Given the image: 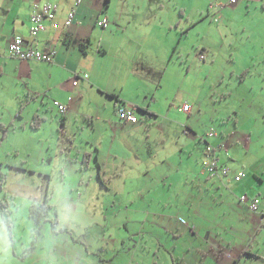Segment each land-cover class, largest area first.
Listing matches in <instances>:
<instances>
[{
	"label": "rangeland",
	"instance_id": "1",
	"mask_svg": "<svg viewBox=\"0 0 264 264\" xmlns=\"http://www.w3.org/2000/svg\"><path fill=\"white\" fill-rule=\"evenodd\" d=\"M235 1L84 0L90 11L70 27L65 61L21 60L0 48V264H264L263 217L201 173L204 137L232 125L245 147L233 162L259 183L264 209V0ZM10 4L0 0L1 22ZM161 14L176 20L168 35L176 25L186 33L182 100L166 93L157 117L138 112L141 122L125 126L115 99L91 81V65L108 59L98 40ZM74 71L90 79L73 86ZM68 96L63 119L53 100ZM36 112L45 117L39 129ZM247 119L254 127L241 128ZM249 131L253 151L242 142ZM255 157L261 162L250 166ZM46 198L38 227L31 209H45Z\"/></svg>",
	"mask_w": 264,
	"mask_h": 264
},
{
	"label": "crops",
	"instance_id": "2",
	"mask_svg": "<svg viewBox=\"0 0 264 264\" xmlns=\"http://www.w3.org/2000/svg\"><path fill=\"white\" fill-rule=\"evenodd\" d=\"M22 1L23 0H10L11 4L9 8H6L5 19L2 22L0 21V48H5L6 50V46L13 36L21 34L30 40L35 48L46 49L55 47L57 49L55 60L47 63L54 65V63L65 61L70 51V35L73 34L69 29L73 24L83 23V17L90 11V6L83 5L84 0L79 4H76V0H72L71 2L66 1L68 3L63 1V3H60L61 6L59 4L60 10L58 19L63 21L66 13L71 9H75L76 18L74 23L68 27L64 26L66 28H62L61 26L55 29L52 27L51 22L47 20V29L40 32L37 36H32L30 33V12L32 3L35 0H29L27 7L22 6ZM87 2L88 0H86V3ZM180 12L182 13V11ZM184 16L186 17V15H180V17ZM164 17V14H161L149 20H135V25H133L134 28L127 31L120 26L116 29L110 28L104 36L98 40V49L102 51L101 55L108 59L100 66L96 64L91 65V71L93 73L91 81L95 87L103 90L109 97L115 99L117 111L122 106L135 108L139 121L130 123L121 120L119 117L121 120L120 122L125 126H137L138 123L141 122V117L138 112L147 114L148 118L151 114L157 117L156 103L159 100L158 98L160 97L162 99L166 93L170 94L174 100H182V93H180V91L183 87V77L186 75L185 70L188 64V57L187 49H184L181 43L186 33L184 28L179 31L180 26L176 25V36L174 37L173 33L168 35V27L172 29L176 20L172 19L173 15H167L166 19L168 22H166ZM98 18L101 17L98 16L95 22H97ZM59 42H62L60 47H58ZM89 42V37L88 43L81 42L84 51L81 50L85 52L86 58L89 56ZM2 56L0 55V64L5 60ZM142 70L143 72H141ZM82 74L81 72L74 71L72 77L75 78L76 75H78L80 77L79 80L88 81L82 78ZM79 80L78 84H74L73 80V86H78L80 84ZM62 102L70 106L72 97L68 96ZM181 107H179L180 110ZM143 108L147 110H143ZM191 109L192 107L190 106L188 111ZM220 119L222 118L220 117ZM240 125L241 128L244 126H246V129L252 128L254 127V120L252 119L249 121L247 119ZM231 126L230 124L224 125L222 129L220 128V133L216 132L214 137L208 139L213 145L219 147L220 162L221 164L228 165L231 170L230 175L222 178L211 177L205 172L204 166L201 173L207 179H213L214 184L217 185L219 190H225L222 195H227L228 192L231 194L232 198L233 195L236 197V204H239L237 203L239 201L240 204H244L249 208L246 202L241 201L240 197L242 194H247L250 197H259V183H257L251 174L248 175L244 167L238 169L235 162H233L235 156L240 155L245 147L236 142V138L233 135V127ZM237 126L238 122L236 121V127ZM234 131L236 134L238 128ZM250 135L251 131H249V134H244L242 136V142H246L248 150L253 151L252 149L256 145V140L253 139L250 141ZM245 154H249V152ZM209 160L210 157L206 155L205 161ZM255 162H261V159L256 158L252 160L250 166ZM239 170H243L245 175L240 181H236L233 179V176ZM262 173H264V171H262ZM262 177V182H264V176ZM102 182L104 184L106 183L103 179ZM223 202L229 209H233V199L231 202L227 201V199L223 200ZM261 204L262 200L260 198L259 210H250L258 216L261 215L264 219V209H262ZM180 220L185 224L184 226H189L188 228H190L192 232H195V227L192 226L187 219L180 217ZM125 241L126 240L123 239V244H125ZM104 248L105 247H102L103 253H107L108 255V249Z\"/></svg>",
	"mask_w": 264,
	"mask_h": 264
},
{
	"label": "built area",
	"instance_id": "3",
	"mask_svg": "<svg viewBox=\"0 0 264 264\" xmlns=\"http://www.w3.org/2000/svg\"><path fill=\"white\" fill-rule=\"evenodd\" d=\"M82 0H76V4H79ZM234 2L235 0H231ZM60 10L59 3L56 1H40L35 0L32 3L30 19L31 27L30 33L32 36H37L40 32L47 29V20L51 22L53 28L58 29L61 27V23L65 26H70L75 21L76 10L71 9L66 13L63 21L58 19V13ZM99 25L105 26L108 22L106 18L97 21ZM6 50L10 56L19 58L21 60H40L51 62L57 55V51L53 47L46 49H38L32 45V42L28 40L21 34H16L13 36L9 44L6 46ZM77 76V75H76ZM87 76V75H85ZM77 83V79H74V84ZM55 105L59 108L60 112L64 113L67 111V104L60 100L55 101ZM181 109L188 111L190 109L189 104H184ZM119 117L121 120L136 123L138 121V116L136 111L128 106H122L118 109ZM215 131H210L207 134V143L205 146V152L210 156V160L206 161L205 169L209 176L211 177H227L230 175L231 170L227 165L221 164L219 159V151L216 149L209 138L214 137ZM220 150V149H219ZM245 172L239 170L235 173L236 181H240ZM241 201L246 202L249 208L253 211L259 210L260 197L253 196L250 197L247 194H242L240 197Z\"/></svg>",
	"mask_w": 264,
	"mask_h": 264
},
{
	"label": "trees",
	"instance_id": "4",
	"mask_svg": "<svg viewBox=\"0 0 264 264\" xmlns=\"http://www.w3.org/2000/svg\"><path fill=\"white\" fill-rule=\"evenodd\" d=\"M230 2H232L231 0H229ZM235 2V1H234ZM223 6V5H222ZM103 18H106L107 20H108V22H107V24L105 25V26H102V25H99L98 24V22H96V25H98V26H101V27H106L108 24H109V19H108V17H105V16H102L101 18H98V20L97 21H99V20H101V19H103ZM74 23V22H73ZM72 23V24H73ZM71 26V25H70ZM56 51H57V49L55 48V47H53ZM81 49L84 51V49H83V45H81ZM202 57H204L203 55H202ZM56 58V57H55ZM55 58H54V60H55ZM53 60V61H54ZM53 61H51V62H53ZM45 62H48V61H45ZM85 75H87V76H85ZM76 79H77V84H78V80H79V76L77 75L76 77H75ZM82 78L83 79H88V74L87 73H85L84 75H82ZM75 79V80H76ZM56 100H58V99H54L53 100V104H54V107L58 110V112L63 116V119H65V114L68 112V110H69V106H68V109H67V111L66 112H64V113H62V112H60V110H59V108L55 105V101ZM64 103V102H63ZM65 104H67V103H65ZM132 109H134L135 110V108H133V107H131ZM143 110H147V109H145V108H143ZM45 120V118L44 117H42V116H40V114L38 113V112H36V113H34V115H33V119H32V122H31V126L33 127V128H40V126L42 125V122ZM138 121H139V117H138ZM137 121V122H138ZM209 141V140H208ZM205 143H207V136L205 137ZM216 147V149L219 151V147H217V146H215ZM209 156L206 152H205V156ZM87 156V155H86ZM89 156V155H88ZM210 157V156H209ZM228 166V165H227ZM204 170H205V172H207L206 171V169H205V166H204ZM245 175V174H244ZM233 179L234 180H236L235 179V174H234V176H233ZM43 208H45V209H42L41 211L40 210H38V209H31V216L35 219V222H36V224H37V226L39 227V225H41L42 224V221L43 220H47V215H48V213H49V210L50 209H48V208H50V205H49V202H48V198H46V200L44 201V204H43Z\"/></svg>",
	"mask_w": 264,
	"mask_h": 264
}]
</instances>
